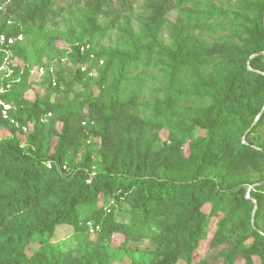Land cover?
Instances as JSON below:
<instances>
[{
	"label": "trees",
	"instance_id": "obj_1",
	"mask_svg": "<svg viewBox=\"0 0 264 264\" xmlns=\"http://www.w3.org/2000/svg\"><path fill=\"white\" fill-rule=\"evenodd\" d=\"M57 1L29 0L22 8L23 12L13 19L2 17L0 1V33L15 37L23 35L24 38L34 30L44 29L48 21L55 19ZM111 1L75 0V4L84 8L83 31L77 37V42L66 50V56L76 66L75 76L68 84L69 89L74 83L87 86L96 79V87L102 93L109 85L110 74H113L110 97L104 107L99 103V98H96L95 90L74 108L71 105L65 107L59 102L51 103L48 96H36L34 100L26 97V93L34 88L35 81H29L32 70L36 66H47L41 58L49 42L41 43L37 48V55L32 57L30 42L19 40L11 46L15 56L24 62L23 66L16 67L14 77L19 78L18 81L6 78L1 82L0 71V84L5 86L11 82V86L0 97L12 104L10 116L20 123L17 127L11 120H0V126L5 125L12 132H17L22 131V126L36 120L28 137L32 144L27 150L21 147L17 138L0 141V264H108L105 245L111 238L110 232L105 230H97L95 234L87 233L81 248L76 252L62 251L45 243L42 248L30 253L24 251V246L37 230L53 232L58 225L75 226L81 220L86 222L90 219H95L96 227H99V222L103 219L106 223H113V214L107 215L104 209L110 204L112 197L130 200L135 208L145 214L164 213L173 217L169 221L171 229L167 226L168 230H171L175 239L182 237L188 240L194 249L198 247L194 242L203 229L201 225L205 212L202 207L205 201L215 198V209L224 200L232 199L234 203L221 221V228L246 223L250 234L260 242L256 251L264 254V220L261 218L264 209V181L251 190L252 198L259 203L255 222L252 224L246 215L251 200L246 197L245 184L236 179L238 165L264 158V137L255 135L264 125V112L258 117L257 112L246 102V95L254 94L252 88L258 83L264 84V0H255L251 14L253 18L243 15L248 17L250 26L244 28L248 46L242 56L238 58L234 50H227L230 62L223 67V71L212 75L195 67L194 75L185 81L184 72L198 57L195 48L202 47L190 41V22H180L179 27L172 28L174 37L170 44L163 43L159 35L164 16L173 9H182V5L188 0L152 2L148 19L141 22L139 32L133 31L129 22V43L118 52H105L100 48L98 38L107 28L100 24L99 19L111 15ZM131 3V0H124L122 10L129 8ZM220 12L213 4L204 3L199 15L209 19ZM189 20L192 21L193 18ZM113 26V23L109 24V27ZM153 53L164 54L168 59L166 74L169 88L180 91V83L189 82L186 84L191 94L201 101L208 99L199 109H195L194 123H190V127L179 138L180 146L192 137L193 128L199 127L204 131L202 137H195L192 141L197 156L191 166V176L187 179H173L160 172L153 164H150L144 175L132 172L130 159L138 156L141 148L135 145L143 141L141 135L135 139H126L124 150L129 161L121 163L118 170L103 161V168L90 176V152L76 164L74 156L68 155L71 139L74 138L72 120L79 118L84 106L91 108L90 104H96L104 131L110 124L134 125L137 118L134 114L124 112L123 107H133L137 95H124L127 86L134 81L131 72L136 69L142 57H150ZM4 56V53H0V65ZM40 81L46 84L49 92L60 86V79L49 69ZM139 90L137 88L134 93ZM76 97L78 99V95ZM50 112L60 113L58 119L64 126L59 134L57 150L52 154L46 148V135L41 136L44 131L41 118ZM148 124L144 122L145 126ZM175 131L173 128V132ZM50 134L52 135V130ZM179 146L172 147L170 161L181 154ZM167 156L162 161L169 162V155ZM49 162L51 166L48 165ZM64 164H68L70 169L62 172ZM208 180H213L214 184L208 185ZM82 205H89L92 211L84 218L81 216ZM17 223L21 226H17ZM250 251L252 250L248 248L243 254L248 255ZM130 264L151 263L133 260Z\"/></svg>",
	"mask_w": 264,
	"mask_h": 264
},
{
	"label": "rangeland",
	"instance_id": "obj_2",
	"mask_svg": "<svg viewBox=\"0 0 264 264\" xmlns=\"http://www.w3.org/2000/svg\"><path fill=\"white\" fill-rule=\"evenodd\" d=\"M0 1H2V17L13 19L23 12L22 8L29 0ZM131 1V6L122 10L124 0H112V6L109 7L111 15L100 17V24L107 30L99 35L98 42L105 52H118L129 43L127 32L129 22L131 29L139 32L141 22L148 19L150 4L156 0ZM204 3L213 4L221 12L209 19L201 17L199 13ZM255 3V0H188L182 5V9H173L164 16L159 35L163 43L172 42L174 37L172 28L179 27L180 22L189 21L190 41L202 46L201 49L195 48L198 57L184 72V81L194 75L195 67L212 75L223 71V67L230 62L227 50H234L238 58L242 56L248 46L244 28L250 26L248 17L243 15L247 14L249 18H253L251 14ZM55 9L54 20L48 21L44 29L34 30L31 35L24 36L23 40L31 43V57L37 55V48L41 43L49 42L41 61L47 64L45 68L53 71L55 77L60 79V86L57 90L47 91L46 84L40 81L42 76L35 70L39 66H36L29 78V81H35L34 88L26 93V97L34 100L36 96L41 98L48 96L51 103L59 102L65 107L71 105L74 108L95 90L96 98H99V103L104 107L110 97L113 74H110L109 85L102 93L96 87V79L87 86L74 83L71 89L68 88V84L75 76L76 66L66 56V50L77 42V37L83 31L84 8L82 5L75 4V0H58L55 3ZM192 18V21L189 20ZM110 23L114 24L112 28L109 27ZM10 54L15 70L17 66L24 65V62L15 56L12 50ZM167 61V57L161 53H153L150 57L145 55L136 69L131 72L130 75L134 81L127 86L124 96L135 94L137 96L134 106H124L123 110L134 114L137 118L138 121L134 125L110 124L104 131L96 104H90L91 108L88 105L84 106L79 118L72 120L74 138L71 137L72 144L68 155L74 156L76 164L90 152V176H94L103 168V161H107L114 170H118L121 163L129 161L124 150L126 139L129 137L135 139L139 135L142 136L143 141L135 145L141 148L138 156L130 159L132 172L144 175L148 172L150 164H153L160 172L173 179H187L191 176V166L197 156V150L193 148L192 141L195 137H202L204 131L199 127L193 128L192 137L180 146L179 138L184 130L190 127V123L191 125L194 123L195 109H199L208 99L201 101L199 97L191 94L186 84L189 82H181L180 91L169 88L166 74ZM5 79L6 76L2 73L1 82ZM137 88L140 90L134 93ZM252 89L254 94L248 93L246 102L259 116L264 112V84L258 83ZM77 95L78 99H76ZM59 114L47 113L43 115L45 121H41L44 127L41 136L46 135L47 138L44 137L46 148L51 154L57 150L59 134L64 130L63 122L58 119ZM35 121L27 125L26 131L12 132L5 125L0 126V141L17 138L21 147L27 150L32 144L28 137ZM144 122L149 124L145 126ZM50 130H52L51 136ZM255 135L264 137V125ZM175 146H179L182 152L176 159L170 161L172 159L170 151ZM117 151L119 153H116ZM74 152H76L75 155ZM167 155H169V162L162 161L168 158ZM236 168V179L245 184L246 197L251 200L246 215L253 224L259 203L252 198L251 190L259 182L264 181V158L247 161ZM208 182V185L214 184L213 180ZM233 203L232 199H227L214 209L215 198L205 201L202 207L205 212L201 225L203 229L194 242L198 245L196 249L182 237L175 239L171 230H168L167 226L171 229L169 221L173 217L164 213L145 214L135 208L130 200L112 197L110 204L104 209L107 215L113 214L115 220L113 223H106L103 219L99 222V227H96L95 219H90L86 222L81 220L75 226L58 225L53 232L37 230L25 244L24 251L35 252L45 243H50L59 250L76 252L81 248L87 233L95 234L97 230H105L110 232L111 238L105 245L108 264H130L133 260L151 264H264V254L256 251L260 242L250 234L246 223L236 227L230 226L227 229L221 228V221L225 219ZM91 213L89 205H82V218ZM261 218L264 220V209H262ZM17 226L21 224L17 223ZM248 248L252 250L250 254H243Z\"/></svg>",
	"mask_w": 264,
	"mask_h": 264
},
{
	"label": "built area",
	"instance_id": "obj_3",
	"mask_svg": "<svg viewBox=\"0 0 264 264\" xmlns=\"http://www.w3.org/2000/svg\"><path fill=\"white\" fill-rule=\"evenodd\" d=\"M23 40V35H19L17 37L15 36H7L4 33H0V53H4V60L2 64L0 65V71L6 76V78H12V81H18L19 78H15V68L13 67V64L11 62V46L15 44L17 41ZM84 70V68H82ZM37 72L43 76L45 72L47 71V68L44 66H40L39 68L35 69ZM33 71V70H32ZM53 72V71H52ZM54 84H56V81H54ZM11 86V82H8L5 86L2 85L0 87V94L8 90V88ZM13 109V106L11 103L6 102L0 97V120H11L12 123H14L17 127L20 126V123L11 118L10 111ZM41 121H45V118H41ZM28 128L26 125L22 126V130L26 131ZM49 166H51V162L48 163ZM62 170H68V166L66 164L62 165ZM90 181V179L88 180ZM92 230V229H91Z\"/></svg>",
	"mask_w": 264,
	"mask_h": 264
},
{
	"label": "water",
	"instance_id": "obj_4",
	"mask_svg": "<svg viewBox=\"0 0 264 264\" xmlns=\"http://www.w3.org/2000/svg\"><path fill=\"white\" fill-rule=\"evenodd\" d=\"M259 117V116H258Z\"/></svg>",
	"mask_w": 264,
	"mask_h": 264
}]
</instances>
